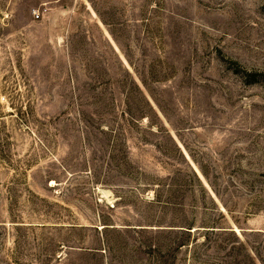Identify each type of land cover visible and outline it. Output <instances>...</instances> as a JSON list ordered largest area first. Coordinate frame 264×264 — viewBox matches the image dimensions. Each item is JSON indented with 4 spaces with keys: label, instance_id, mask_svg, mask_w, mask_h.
I'll use <instances>...</instances> for the list:
<instances>
[{
    "label": "rangeland",
    "instance_id": "374dc122",
    "mask_svg": "<svg viewBox=\"0 0 264 264\" xmlns=\"http://www.w3.org/2000/svg\"><path fill=\"white\" fill-rule=\"evenodd\" d=\"M0 264H264V0H0Z\"/></svg>",
    "mask_w": 264,
    "mask_h": 264
},
{
    "label": "crops",
    "instance_id": "0c3cea01",
    "mask_svg": "<svg viewBox=\"0 0 264 264\" xmlns=\"http://www.w3.org/2000/svg\"><path fill=\"white\" fill-rule=\"evenodd\" d=\"M50 13V9H44L43 12H38V14H43V17H41V19H39L38 21L44 20Z\"/></svg>",
    "mask_w": 264,
    "mask_h": 264
},
{
    "label": "built area",
    "instance_id": "2783aa9c",
    "mask_svg": "<svg viewBox=\"0 0 264 264\" xmlns=\"http://www.w3.org/2000/svg\"><path fill=\"white\" fill-rule=\"evenodd\" d=\"M34 16L37 20L41 19L43 17V14H38V12H34Z\"/></svg>",
    "mask_w": 264,
    "mask_h": 264
},
{
    "label": "water",
    "instance_id": "95a60500",
    "mask_svg": "<svg viewBox=\"0 0 264 264\" xmlns=\"http://www.w3.org/2000/svg\"><path fill=\"white\" fill-rule=\"evenodd\" d=\"M104 229H105V227H104Z\"/></svg>",
    "mask_w": 264,
    "mask_h": 264
}]
</instances>
